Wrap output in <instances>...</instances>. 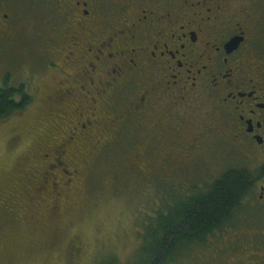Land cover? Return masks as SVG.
<instances>
[{
    "label": "flooded vegetation",
    "instance_id": "flooded-vegetation-1",
    "mask_svg": "<svg viewBox=\"0 0 264 264\" xmlns=\"http://www.w3.org/2000/svg\"><path fill=\"white\" fill-rule=\"evenodd\" d=\"M11 47L48 87L27 194L35 178L60 196L92 148L138 144L137 179L177 175L160 195L239 171L247 189L205 237L213 264H264V0H0V59Z\"/></svg>",
    "mask_w": 264,
    "mask_h": 264
},
{
    "label": "rangeland",
    "instance_id": "rangeland-1",
    "mask_svg": "<svg viewBox=\"0 0 264 264\" xmlns=\"http://www.w3.org/2000/svg\"><path fill=\"white\" fill-rule=\"evenodd\" d=\"M17 50L2 53L0 82L7 73L14 85L25 82L36 103L0 123V264H99L113 257L117 264H131L161 201L156 180L137 179L128 171L126 149L138 144L81 151L78 178L60 196L53 189L38 190L39 185L34 189L35 178L28 181L27 194L19 173L26 170V160L35 159L30 151L40 139L35 132L42 126L41 98L48 87L30 78L31 64L15 58ZM213 140L219 147V138ZM54 202L58 208L51 210ZM22 206L27 215L20 219ZM209 242L202 247L206 250L183 253L170 264L215 263L219 254Z\"/></svg>",
    "mask_w": 264,
    "mask_h": 264
},
{
    "label": "trees",
    "instance_id": "trees-1",
    "mask_svg": "<svg viewBox=\"0 0 264 264\" xmlns=\"http://www.w3.org/2000/svg\"><path fill=\"white\" fill-rule=\"evenodd\" d=\"M33 100V95L27 91L25 85H14L9 76L2 79L0 123L16 113L24 112L33 104ZM213 179L214 185L205 192L197 190L193 193H182L183 189L177 191L175 189L172 194L175 208L166 203L172 195H160L158 189L172 187L177 183V175L156 180L157 194L161 200L158 203L159 208L154 210L148 223L145 224L141 247L131 264L134 262L135 264H170L183 253H194L197 248H202L208 243L209 239L205 237L207 232L226 224L231 209L238 205L239 198L247 189L246 176L239 171L227 170L223 176L221 174ZM99 264H117V262L113 257Z\"/></svg>",
    "mask_w": 264,
    "mask_h": 264
}]
</instances>
